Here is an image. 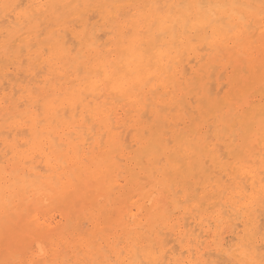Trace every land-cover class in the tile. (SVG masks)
<instances>
[{
  "label": "bare ground",
  "instance_id": "bare-ground-1",
  "mask_svg": "<svg viewBox=\"0 0 264 264\" xmlns=\"http://www.w3.org/2000/svg\"><path fill=\"white\" fill-rule=\"evenodd\" d=\"M0 264H264V0H0Z\"/></svg>",
  "mask_w": 264,
  "mask_h": 264
}]
</instances>
